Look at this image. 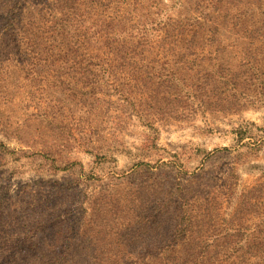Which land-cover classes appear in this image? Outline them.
I'll return each mask as SVG.
<instances>
[{
  "label": "rangeland",
  "instance_id": "374dc122",
  "mask_svg": "<svg viewBox=\"0 0 264 264\" xmlns=\"http://www.w3.org/2000/svg\"><path fill=\"white\" fill-rule=\"evenodd\" d=\"M0 264H264V0H0Z\"/></svg>",
  "mask_w": 264,
  "mask_h": 264
}]
</instances>
